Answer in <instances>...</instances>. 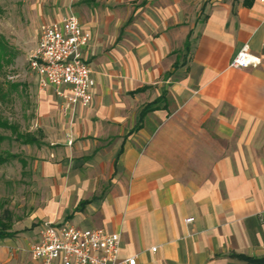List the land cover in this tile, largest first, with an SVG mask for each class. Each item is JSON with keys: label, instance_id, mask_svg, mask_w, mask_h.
<instances>
[{"label": "crops", "instance_id": "0c3cea01", "mask_svg": "<svg viewBox=\"0 0 264 264\" xmlns=\"http://www.w3.org/2000/svg\"><path fill=\"white\" fill-rule=\"evenodd\" d=\"M38 1L39 27L75 13L91 32L94 99L65 116L41 89L42 203L0 238V264H38L47 220L120 232L137 264H264L248 258H264V4ZM245 44L262 63L230 67Z\"/></svg>", "mask_w": 264, "mask_h": 264}, {"label": "built area", "instance_id": "2783aa9c", "mask_svg": "<svg viewBox=\"0 0 264 264\" xmlns=\"http://www.w3.org/2000/svg\"><path fill=\"white\" fill-rule=\"evenodd\" d=\"M264 4V0H258ZM91 39L78 16L71 13L40 27L37 45L28 56L29 67L37 76L40 89L53 88L63 115L69 116L79 106H89L94 99L96 79L84 48ZM262 63L248 44L235 55L229 66L257 67ZM74 141L67 133V143ZM258 215L264 219V206ZM194 217L187 218V222ZM122 235L103 228H81L55 220L42 222L38 239L30 244L32 257L38 264H137L138 254L121 256ZM153 247L152 250H156Z\"/></svg>", "mask_w": 264, "mask_h": 264}, {"label": "rangeland", "instance_id": "374dc122", "mask_svg": "<svg viewBox=\"0 0 264 264\" xmlns=\"http://www.w3.org/2000/svg\"><path fill=\"white\" fill-rule=\"evenodd\" d=\"M41 11L38 0H0V43L4 45L0 87L8 92L7 99L0 101V117L16 127L15 132L0 127V135L5 137L0 140V156L8 157L0 165V222L12 230L34 225L33 213L42 203L30 149L42 146L16 137V132L34 133L47 124L40 117L42 90L28 62L40 31ZM14 84H18L15 89Z\"/></svg>", "mask_w": 264, "mask_h": 264}, {"label": "trees", "instance_id": "16d2710c", "mask_svg": "<svg viewBox=\"0 0 264 264\" xmlns=\"http://www.w3.org/2000/svg\"><path fill=\"white\" fill-rule=\"evenodd\" d=\"M187 48L189 49V45H187ZM3 51H4V45L2 43H0V68L3 67V60H4ZM17 86H18V84L12 85V87L14 89L17 88ZM7 95H8V92L4 91L0 87V101L1 102L5 101L7 99L6 98ZM0 127L11 129L13 132L16 131V127L14 124L7 123L1 117H0ZM16 137L21 139L22 142L26 143V144H39L40 143V140L36 137V135L34 133H30V134L28 133L25 135V133L16 132ZM3 138H5V137L0 135V140H2ZM6 161H8V157L0 156V165L5 163ZM2 224H4V222L1 221L0 222V238L1 239L7 238V237H12V236L16 235V231L9 229L7 226H3ZM248 258H249L250 262H252V263H264V258H252V257H248Z\"/></svg>", "mask_w": 264, "mask_h": 264}]
</instances>
